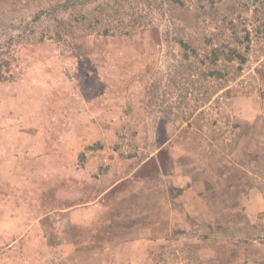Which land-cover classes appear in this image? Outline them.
Returning <instances> with one entry per match:
<instances>
[{
	"label": "rangeland",
	"instance_id": "374dc122",
	"mask_svg": "<svg viewBox=\"0 0 264 264\" xmlns=\"http://www.w3.org/2000/svg\"><path fill=\"white\" fill-rule=\"evenodd\" d=\"M47 8L0 0V264H264V55L206 105H161L184 55L164 8L129 37Z\"/></svg>",
	"mask_w": 264,
	"mask_h": 264
},
{
	"label": "trees",
	"instance_id": "16d2710c",
	"mask_svg": "<svg viewBox=\"0 0 264 264\" xmlns=\"http://www.w3.org/2000/svg\"><path fill=\"white\" fill-rule=\"evenodd\" d=\"M45 1L49 17L67 34L77 29L80 37H129L154 24L155 13L164 8L162 14L170 21L161 36L184 55H174L173 75L158 70L151 80L147 94L161 105L166 102L162 94L170 90L174 95L185 91L184 101L195 96L197 103L206 105L241 76L252 55L255 61L264 55V0H57L51 6V0ZM59 26L55 37L61 39ZM11 66L6 59L0 62V82L14 77L5 73Z\"/></svg>",
	"mask_w": 264,
	"mask_h": 264
},
{
	"label": "crops",
	"instance_id": "0c3cea01",
	"mask_svg": "<svg viewBox=\"0 0 264 264\" xmlns=\"http://www.w3.org/2000/svg\"><path fill=\"white\" fill-rule=\"evenodd\" d=\"M64 240H66V239H64Z\"/></svg>",
	"mask_w": 264,
	"mask_h": 264
}]
</instances>
